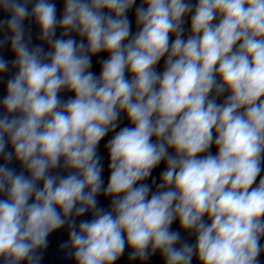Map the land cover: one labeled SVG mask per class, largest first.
Segmentation results:
<instances>
[{
    "label": "clouds",
    "instance_id": "9594fccd",
    "mask_svg": "<svg viewBox=\"0 0 264 264\" xmlns=\"http://www.w3.org/2000/svg\"><path fill=\"white\" fill-rule=\"evenodd\" d=\"M57 13L0 0L13 57L0 74L15 69L0 97V264H41L65 226L74 264L126 248L130 261L264 264V0H63Z\"/></svg>",
    "mask_w": 264,
    "mask_h": 264
}]
</instances>
